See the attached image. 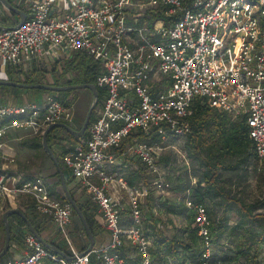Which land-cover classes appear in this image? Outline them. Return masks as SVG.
<instances>
[{
	"label": "built area",
	"instance_id": "obj_1",
	"mask_svg": "<svg viewBox=\"0 0 264 264\" xmlns=\"http://www.w3.org/2000/svg\"><path fill=\"white\" fill-rule=\"evenodd\" d=\"M8 1L24 11L27 20L18 28L20 18L0 1V26L9 28L0 30L2 67L24 72L34 65L45 68L51 85L61 79L62 69L48 66L75 53H87L105 69L96 84L103 89L104 100L86 136L62 159L77 194L97 206L109 242L87 254L79 252L68 232L74 219L72 205L52 196L43 178L27 180L17 154L6 143L12 131L27 130L35 137L53 124L71 126L74 105L51 94L40 102L0 101V213L9 209L10 199L19 204L22 197H31L34 209L52 219L70 250L68 258L62 257L23 229L22 245L13 243L10 249L21 252L6 264H92V257L93 264H127L120 249L128 244L139 246L143 264H157L141 227L142 199L154 189L161 198L171 194L166 180L170 168L163 169L159 160L168 150L187 155L176 145L190 133L195 100L207 99L234 121L246 119L256 153L264 159V0ZM150 9H159L170 19L148 23ZM139 131L158 135L161 141H135L120 156L129 136ZM125 156L140 161L154 176L152 189L131 188L123 177H113L109 167L120 165ZM186 163L190 172L187 159ZM195 184L191 177V185ZM190 195L188 190L186 205L195 213L202 244L200 264H228L213 261L208 209ZM128 209L134 225L123 230L121 214ZM156 227L166 228L161 220H156Z\"/></svg>",
	"mask_w": 264,
	"mask_h": 264
},
{
	"label": "trees",
	"instance_id": "obj_2",
	"mask_svg": "<svg viewBox=\"0 0 264 264\" xmlns=\"http://www.w3.org/2000/svg\"><path fill=\"white\" fill-rule=\"evenodd\" d=\"M160 17L170 19L159 9H150L146 14V21L153 24ZM59 66L62 69V76L66 77L69 75L71 79L62 85L57 83V86L96 85L98 77L105 73L101 63L83 52L73 54L62 63L57 62L54 65V69H58ZM46 72L45 68H40L36 65L26 72L15 70L10 66L5 67V73L9 81L28 85L50 84L45 80ZM3 88L16 91L25 90L0 86V90ZM97 89L99 92V107L104 100V91L99 87ZM25 91L55 95L66 105L73 104L72 100L65 98L67 96L66 92L55 93L37 89ZM14 103L23 104V102ZM192 109V115L189 117L191 130L184 137L181 146L182 150L187 153L191 163L190 172L187 167L185 171L189 173V180L184 184L179 183L180 181L176 183L171 181V185L175 184V186L171 187V192L180 193L183 197L178 202L171 197L162 198L158 207L152 202V191L145 197L149 205L153 203L149 217H142V224H146L147 230L152 231L151 233H145L149 239L148 250L158 259V264H169L170 260L173 261V264H187L188 262L200 264L199 256L202 244L195 225V213L186 205V193L191 190L190 197L194 203L203 204L208 209L212 222V235L215 247L222 245L220 254H215L213 261H224L228 264H264V199L249 202L243 197L252 165L264 159H260L256 153L246 119L232 120L228 114L218 112L205 98L195 100ZM96 110L91 121L94 119ZM54 131H51L48 136V145L61 164L67 185H69L71 182L70 175L64 166L62 158L79 142V139L68 134L65 130L59 134ZM135 141L152 144L160 142L161 138L158 135L147 136L141 131L134 132L124 143L119 155L121 156ZM21 146L35 150L38 159L43 156L50 158L43 148V136L22 140ZM58 149L61 150L58 151ZM169 159H171L170 156L162 158L160 165L163 169L169 168L171 164ZM128 160H132L135 163L134 169L125 170L124 166ZM110 170L117 177H123L131 188L150 187L151 180L155 179L142 166L140 161H134L130 156H125L120 165L111 167L109 172ZM191 177L196 179V184L193 186L191 185ZM55 178H57V183L54 186H48L49 192L56 199L65 200V193L61 191L62 183L57 169ZM26 179L33 180L29 177ZM71 193L86 217L96 239L97 235L103 232L97 206L89 198L81 201L76 198L73 192ZM23 199L28 200L32 211H36L31 197L24 196L21 201ZM9 208L21 209L41 237H45L53 228L54 224L50 217L42 214L41 216H36L37 214L32 216L29 211L22 206L19 207L14 204L11 199L9 200ZM157 212L161 213V215L180 217L188 225L181 233L176 231L174 235L168 236L164 231L158 230L156 227ZM121 215V228L123 230L131 229L134 225L131 209L122 212ZM76 217L78 216L74 211V218ZM13 219L18 222L16 227L13 226ZM231 221H234V224H230ZM10 223L12 227L11 244L16 243L21 246L24 234L22 230L29 229L23 219L17 215L10 217ZM0 224L3 229L4 248L6 228L3 219L0 220ZM79 225H81L86 236L81 220H79ZM86 240L88 242L87 246L78 248L81 253L87 251L90 246L87 236ZM52 244L57 247L56 244ZM120 252L126 258L127 264H143L144 258L139 251V246L128 244L121 248ZM132 252L135 255H131ZM91 261L93 264L95 258L92 257ZM0 264H5V257L0 259Z\"/></svg>",
	"mask_w": 264,
	"mask_h": 264
},
{
	"label": "rangeland",
	"instance_id": "obj_3",
	"mask_svg": "<svg viewBox=\"0 0 264 264\" xmlns=\"http://www.w3.org/2000/svg\"><path fill=\"white\" fill-rule=\"evenodd\" d=\"M48 68L50 70H53L54 65L51 64L48 66ZM1 71H4V73H5V68L2 67L1 63H0V72ZM0 80H3V79H0ZM4 80H8L7 75H6V78H4ZM45 80L47 82H49L46 77H45ZM67 82H68L67 78L60 79L58 81V83L60 85L65 84ZM40 94L41 93H37V92H34V93L26 92L25 90L16 91V90H12V89L3 88L0 90V101H5V102L6 101H8V102L23 101L26 103V102H29L31 99L36 98V96H38ZM42 95H43V99L48 97V94L44 93ZM66 95L71 96V97H68V100L73 101V105H74V109H75L76 120H75V127L74 128L81 129L84 122H85L88 111L91 108V106L93 105V102H94L93 93L89 89H78V90L67 91ZM61 130L62 129H58V131H61ZM32 137H34V136L28 137L25 134L17 135V137H15V138L13 137L10 140H8L7 146H8V148H10L13 152H15L17 154L19 169L23 173H25V175L27 177L32 178V179H35L36 177L43 178V180L47 184V186H54L57 182L55 180L56 178L54 176H52L51 174L55 173V169H54L51 161L49 160V158L43 156L40 159H38L37 155H36V151L28 150L26 148H22L20 145L22 140L32 138ZM181 146H182V143H177V145H176L178 150L181 149ZM164 156H166V157L170 156V158H171V159H169V163H171L169 166V168H170L169 172L170 173L167 171L168 174L166 175V180L170 184L172 182L176 183L178 181H180L179 183H181V184H184L185 182H187L189 180V177H188L189 173L185 172L187 170L186 169V167H187L186 159L189 162V164L191 165L190 160H188L189 159L188 155H184L183 153H180L179 151L168 150L160 157L159 162H162V158ZM135 166L136 165L132 160H128V161H126L124 168H125V170H130V169H134ZM110 168L111 167H109V169ZM110 173H112L113 177H117L116 174H114L111 170H110ZM153 181L154 180H151V186L149 187L151 189L153 188ZM173 186H175V184L171 185V187H173ZM61 191L63 192L62 188H61ZM73 194L76 196L77 199L80 200V197L76 195L77 193L73 192ZM182 197H183L182 194L177 193V192L176 193L173 192V195L171 196V198L175 199L177 202ZM243 197H245L249 202H255L257 200L264 199V160L256 162L252 165V167L250 169L248 181H247L246 186L244 188ZM151 199H152V202L158 207V205L160 204V201H161L160 199H162V198L160 197V193H158L154 189L152 191ZM142 206H143V210L145 212V216H146V218H148L152 207L149 205L148 200H146L145 198L142 199ZM5 212L6 211H4L3 213H0V220L3 219V215ZM156 218H160V220L164 218V221H165L164 223L166 226V228L164 230L166 233H168L170 231L172 232L175 230L177 232L181 233L186 228V226L188 225V223L184 219H182L180 217H176L175 221L177 223L178 229H176V228L174 229V227H175L174 216L172 217V216L164 215V214L161 215V213L157 212ZM79 220H80L79 217H76L73 219V222H77L79 224ZM14 221H15V223L17 222L15 219H14ZM230 224H234V221H231ZM141 227L144 229L146 234H147V232L148 233L152 232L150 230H147V226L144 223L142 224ZM164 230H162V231H164ZM68 232H69V238L73 241V243L75 245H77L79 238L77 237L78 235L73 231L72 225H70L68 227ZM86 236H87V234H86ZM60 239L61 240H59V244H58L59 247H61L65 251H69V245H68L66 237H62ZM3 241H4L3 229H2L1 224H0V242H1L0 251L3 248ZM221 247H222V245H218L215 247V254L216 255L220 254V252L222 250ZM10 252H12V250H10ZM10 252L5 256V259L7 258V256H9ZM18 255H19V253H18ZM131 255H135V253L132 252Z\"/></svg>",
	"mask_w": 264,
	"mask_h": 264
},
{
	"label": "water",
	"instance_id": "obj_4",
	"mask_svg": "<svg viewBox=\"0 0 264 264\" xmlns=\"http://www.w3.org/2000/svg\"><path fill=\"white\" fill-rule=\"evenodd\" d=\"M0 1L11 13H13L14 15H17L20 18V23L18 24L17 27L18 28L22 27L23 24L27 20V14L24 11L13 6L8 0H0ZM1 29H9V28L0 26V30ZM0 86H8V87H14V88L25 89V90H35V89L46 90V91L55 92V93L67 92V91L78 90V89H89L92 91L94 102H93V105L91 106V108L89 109L88 114H87L86 119H85V122H84V124L80 130H75L74 128H72L71 126H69L67 124L59 123V124H53V125L49 126L43 135V148H44L45 152L48 154V156L50 157V159L54 162V164L57 168V171L59 172V175H60L62 188H63V191L65 193V197L68 200V202L72 205L74 211L76 212L77 216L81 220V222L84 226L85 232L87 234V237L89 239L90 246H89L88 250L84 252V254L91 252L92 249L96 245V239L93 235V232L91 231V228L88 224V221H87L86 217L84 216L81 208L79 207V205L75 201L74 197L72 196V193H71V191L67 185L64 170H63L61 164L59 163L55 153L52 151V149L48 145V136H49L50 132L55 130V129H63L68 134L74 136L77 139H81L85 136L87 129L91 123L93 113L97 109L98 104H99V92H98L97 86L94 84H82V85H70V86H57V85H51V84L28 85V84H23V83H19V82H12L9 80H4V79L0 80ZM14 215H17L23 219V221L25 222V224L29 228L30 232L32 234H34L36 236V238L47 249L57 253L58 255H60L62 257L68 258V255L64 251H62L61 249H59L58 247L49 243L43 237H41L36 232L33 224L28 219V217L25 215V213L21 209L17 208V209L7 210L3 215V222H4L5 228H6V236H5L4 248L0 252V259L4 258L10 252V249H11L12 227H11V223H10V217H12Z\"/></svg>",
	"mask_w": 264,
	"mask_h": 264
},
{
	"label": "crops",
	"instance_id": "obj_5",
	"mask_svg": "<svg viewBox=\"0 0 264 264\" xmlns=\"http://www.w3.org/2000/svg\"><path fill=\"white\" fill-rule=\"evenodd\" d=\"M62 62H64V61H62ZM61 62V63H62ZM69 76V75H68ZM68 76H66V77H63L62 75H61V79H65V78H70V77H68ZM4 78H6V73H4V71H1L0 72V79H4ZM71 79V78H70ZM69 79V80H70ZM68 80V79H67ZM30 93H32V92H30ZM37 93H39V92H37ZM42 94H44V93H41L40 95H38V96H36V98H34V99H31L29 102H40V101H42V100H44L43 99V95ZM46 94V93H45ZM68 97H71L70 95H67L65 98H67V100H68ZM19 102H23V101H19ZM29 102H26V103H29ZM23 103H25V102H23ZM75 120H76V115H75ZM71 127L72 128H74L75 127V121H74V123L71 125ZM75 130H80V129H77V128H74ZM62 131H63V129L61 130V131H58V129H55V133L56 134H59V133H62ZM20 134H25V135H27L28 137H30L31 136V133H30V131H27V130H18V131H12L10 134H9V137H8V139L6 140V143H8V140H10L11 138H15V137H17V135H20ZM22 142V141H21ZM8 145V144H7ZM20 145H21V143H20ZM10 147V146H9ZM22 147V146H21ZM23 148V147H22ZM26 149H28V150H32V149H29V148H26ZM56 149H57V145H56ZM59 150V149H58ZM35 151V150H34ZM49 160L51 161V163H52V165H53V167H54V169H55V173H56V167H55V164H54V162L49 158ZM22 166V165H21ZM23 168V167H22ZM55 173H53V174H51L52 176H54L55 177ZM26 178H27V176H26ZM36 178H38V177H36ZM56 180V182H57V178L55 179ZM70 180H71V182H70V184L68 185V187H69V189H70V191L71 192H74V193H77V190H76V188H75V185H74V183H73V181H72V179H71V177H70ZM54 182V181H53ZM63 189V188H62ZM64 192V191H63ZM77 196H79L80 197V200L81 201H83V198H82V196L81 195H78V194H76ZM152 195V194H151ZM173 195V192H171V194L170 195H168V196H166L165 198H170L171 196ZM12 202L14 203V204H16V202L14 201V200H12ZM19 207L20 206H22L25 210H27V211H29L30 212V214L32 215V216H35L36 214V216H41V214L39 213V212H37V211H32V209H31V205L28 203V200L27 199H23L22 201H21V203H19V204H17ZM153 205V203H151L150 204V206H152ZM9 210H10V208H9ZM170 216H172L173 217V215H170ZM175 217V216H174ZM176 218V217H175ZM157 220H160V218H156ZM16 220V219H15ZM100 220V219H99ZM162 220V222L164 223L165 221H164V218L163 219H161ZM17 221V220H16ZM54 224V223H53ZM165 224V223H164ZM18 225V222H16L15 223V221H14V219H13V226H17ZM72 229H73V231L78 235L77 237L79 238V241H78V244L77 245H75V247L77 248V250L79 251V249L78 248H80V246H87V244H88V242H87V240H86V236H85V234H84V231L82 230V227L77 223V222H73V224H72ZM176 231V230H175ZM175 231H170V232H168V233H166L165 232V230H164V232H165V234L166 235H168V236H172V235H174L176 232ZM170 233V234H169ZM63 236L59 233V232H57V230H56V228H55V225H53V228H52V230L50 231V232H48L47 234H46V236L45 237H43L46 241H48L49 243H54V244H56L57 245V247H59V240H61L60 238H62ZM73 242V241H72ZM108 242H109V234L107 233V231H105L104 229H103V232L102 233H100V234H98L97 235V237H96V247H99V246H103V245H106V244H108ZM62 251H64L66 254H69L70 253V250L69 251H65L64 249H62L61 247H59ZM20 252H21V250L19 251H12V252H10V254H9V256H7V258L5 259V264L6 263H8L10 260H12L13 258H15L17 255H18V253L20 254ZM80 252V251H79Z\"/></svg>",
	"mask_w": 264,
	"mask_h": 264
}]
</instances>
